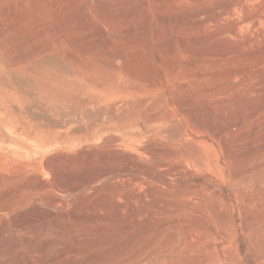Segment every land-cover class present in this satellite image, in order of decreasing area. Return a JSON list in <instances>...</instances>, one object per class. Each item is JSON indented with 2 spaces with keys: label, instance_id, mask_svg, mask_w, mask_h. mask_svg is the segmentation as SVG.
<instances>
[{
  "label": "rangeland",
  "instance_id": "rangeland-1",
  "mask_svg": "<svg viewBox=\"0 0 264 264\" xmlns=\"http://www.w3.org/2000/svg\"><path fill=\"white\" fill-rule=\"evenodd\" d=\"M219 2L0 0V169L43 148L70 180L102 169L14 196L0 175V264H264V65L242 53L264 0ZM88 111L86 137L34 133Z\"/></svg>",
  "mask_w": 264,
  "mask_h": 264
},
{
  "label": "bare ground",
  "instance_id": "bare-ground-1",
  "mask_svg": "<svg viewBox=\"0 0 264 264\" xmlns=\"http://www.w3.org/2000/svg\"><path fill=\"white\" fill-rule=\"evenodd\" d=\"M245 1H260V0H222V2L217 3V6H215L216 3H214L215 7L212 9H216L217 11H221L222 13H227L231 9V7L234 5H237V6L239 5L240 7L241 6L243 7L244 6L243 3ZM254 3H256V2H254ZM245 16L247 17L246 19H249L253 23L257 22L261 18V14H259V13L254 15V16H252L250 14H246ZM175 21H177V17H175ZM237 27H238V25H237ZM237 27L235 24L229 26V31L231 32V34H232V32L237 31L236 30ZM243 46H244V48L242 49V53H244L246 55H248V54L252 55L251 53L254 52L252 50H254L256 47L260 48L261 50H260V52L258 51V57L256 56V63L254 65V68L256 69L257 67L264 65V30L260 36L250 37V39L247 41L246 45H243ZM232 49L235 50V47H233V46L232 47H230V46L225 47V49L218 50L217 53L220 55H224ZM244 49H246V51H244ZM236 50L238 51L241 49L237 48ZM257 50H259V49H257ZM257 50L255 51L256 54H257ZM248 52H250V53H248ZM231 72L237 73V72H239V70L238 69H232ZM106 104H108V103H106ZM84 106H85V104H84ZM99 106H101V105H98V107ZM111 106H109V107L103 106L104 109L102 107H101L102 109L99 108L100 110L98 113L103 112V113H105V115L108 114V118L112 117V118L117 120V118L121 114L118 115L117 114L118 112L116 113V110H114V108ZM95 107L96 106H94V108ZM64 112H66V111H64ZM94 113L95 114H92V113L90 114V112L88 111V112H86L85 117H80L79 115H78L79 117H77L76 115L62 116L61 114H60L61 117H58V118L57 117L56 118L55 117L54 118H52V117L48 118V116L46 118L45 117L44 118L38 117V118H35L33 121H31V123H32L33 128H34L35 135H37V136L43 135L44 137H48V138L54 137L55 139H60L62 141L65 138H68V135L69 136H78V137L79 136L80 137H86V136L90 135L91 130H93L95 127L102 124L99 121L101 118H98L99 114L96 112H94ZM63 114L65 115L66 113H63ZM0 127H1V124H0ZM0 134H1V131H0ZM10 138L14 141L16 140L15 136H13V135H11ZM33 146H36V145H33ZM46 152H47V149H45V148L35 150V154L33 156L34 159H30L26 162L21 163L19 165V167H17V169L5 168V167H2L0 169V175L3 176V178L5 180V184H6V187L4 188L5 195H13L14 196V195H16L19 188H21V187H24V188L33 187L39 181L45 180L44 177H46V176L47 177L48 176L54 177L53 182H55L56 185L62 186L61 188L57 187L59 190H65L66 189L68 192L74 191L75 190L74 188L76 186H78L77 184H81V183H79V181L88 179L89 177H92L93 175L101 174L102 169L95 167V168L91 169V172H92L91 174L86 175V176H82L79 173H75L71 177L72 180H70L69 174H68L69 173V167L60 166L57 169L52 164L50 157L46 156ZM82 152H84V151L82 150ZM85 153H86L87 157L93 156L92 153H90L88 151ZM82 154H84V153H82ZM77 155H79V154H77ZM59 172H63L66 174H63L58 179H56ZM31 174H34V176L36 177L35 181L22 182L23 176L31 175ZM77 181H78V183L76 184L75 182H77ZM23 183H27V184H23ZM86 183H87L88 187H90V188L93 187V185L90 182H86Z\"/></svg>",
  "mask_w": 264,
  "mask_h": 264
}]
</instances>
